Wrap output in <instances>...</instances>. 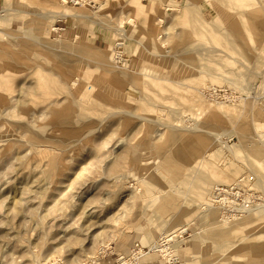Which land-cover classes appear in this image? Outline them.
<instances>
[{
    "label": "rangeland",
    "instance_id": "1",
    "mask_svg": "<svg viewBox=\"0 0 264 264\" xmlns=\"http://www.w3.org/2000/svg\"><path fill=\"white\" fill-rule=\"evenodd\" d=\"M67 1L0 0V264H81L104 244L126 254L178 229L190 234L180 264H264V219L232 232L197 195L228 171L225 185L245 179L264 204V0ZM210 88L239 99L217 103ZM197 91L236 113L213 117ZM162 157L176 168L169 187L153 178ZM172 217L175 229L140 240Z\"/></svg>",
    "mask_w": 264,
    "mask_h": 264
},
{
    "label": "bare ground",
    "instance_id": "2",
    "mask_svg": "<svg viewBox=\"0 0 264 264\" xmlns=\"http://www.w3.org/2000/svg\"><path fill=\"white\" fill-rule=\"evenodd\" d=\"M70 1V0H69ZM69 1H67V4L69 3ZM66 0H63V3H65ZM69 5V4H68ZM67 6V5H66ZM83 7V6H81ZM6 15V14H5ZM51 15V14H50ZM4 18V14L1 12L0 13V19L1 18ZM43 19H48L46 16H41ZM69 17H72V18H79V19H85V20H88V22H92L93 21V18L90 17V16H85V15H75V14H71ZM5 19V18H4ZM96 23V22H94ZM53 30H57V27H54ZM123 31V30H122ZM232 32V31H231ZM234 32V31H233ZM236 32V31H235ZM234 32V33H235ZM229 33V32H228ZM227 34V33H226ZM231 34L230 33V37H231ZM124 35H125V32H124ZM227 36V35H226ZM238 37V36H237ZM236 37V38H237ZM232 38V37H231ZM233 39V38H232ZM235 39V37H234ZM233 39V40H234ZM236 40V39H235ZM230 41V40H229ZM121 45V44H119ZM263 54V52H262ZM264 55V54H263ZM263 60V59H262ZM262 71V70H261ZM200 84V83H199ZM74 86V85H72ZM77 86V85H76ZM31 94H34L36 95L38 90L37 88H32V89H29L28 93ZM77 92V91H75ZM75 92L71 91L70 88L67 89V93L69 95H71L72 97V101L73 102H76L77 101V96L75 94ZM196 101L200 103V101L203 103V107L206 111H209L213 117L215 118H219V116H221L222 114H230V113H236V109H234L233 107H230V106H227V105H220L219 107H214V103L212 104H208V102L206 101H203V97L200 95V93L197 91V93L194 95ZM260 98L264 100V92H262L260 94ZM24 104V107H27L26 105V102L23 103ZM201 105V104H200ZM213 108H216L215 110ZM221 118V117H220ZM21 125H24L25 124L23 122H20ZM258 128L260 129V140L261 142L264 144V123L262 121H259L258 124H257ZM29 131L31 133H42L41 130H38V129H35L34 127H29V126H26ZM193 132V130H191ZM197 131V130H196ZM200 131V130H198ZM191 132V133H192ZM207 133V132H205ZM211 133V132H210ZM208 134V133H207ZM215 134V133H214ZM213 134V135H214ZM211 135V134H210ZM212 135V136H213ZM207 137V136H206ZM223 137H224V134H220V133H216L214 137H210L212 138V140H214L215 142H219L222 147L224 146L222 144V142L224 143L225 141L223 140ZM176 138H177V135L174 133H172V135L170 136V141H176ZM204 140H207L206 139H203V141L201 140V142L205 143ZM208 142V141H207ZM226 143V142H225ZM218 145V144H217ZM227 145V144H225ZM155 148H158L159 150H162V146L159 145V144H154ZM130 148V147H129ZM226 150H229V151H232V147L230 146H226L224 147ZM129 151V149H128ZM130 152H131V157L133 160L137 161V162H140V159L141 157L143 156L142 153H140V150L137 149L136 147H133L131 151H129V155H130ZM128 155V154H126ZM126 157V156H124ZM128 157V156H127ZM123 158V157H122ZM131 159V158H130ZM171 160V157H162V165H160L159 169H157V172L158 173L157 175H153L154 177V180H157L158 183L160 184H163V185H166L167 187H169L173 182H175L177 180V173H176V168L175 166L170 162ZM129 161V158L128 160ZM231 172H234V169H232ZM205 176V175H204ZM152 178V177H151ZM152 178V179H153ZM198 179V178H197ZM232 176L230 175V173L228 171H219V170H214L211 172V175L210 176H206L202 179H200V183L202 185V188H203V191L200 192L198 195L199 199L201 201H203V206L205 207L206 209V212L208 213L209 217L211 218V220L214 222V223H223L225 226H229L230 227V230L232 232H245L248 228H250V226L257 222L258 220L260 219H264V204L262 205L261 204H256V205H252L249 209L245 210L243 213L235 216L234 218L232 219H235L237 217L240 216V219H235V220H240V221H236V223L234 224H231L232 223V219H219L216 217V208L213 206V200L210 199L209 195V191H210V184H211V181H213L214 183H222V184H228L232 181ZM238 182H241L248 190L249 187L248 185L246 184L245 182V179H239L238 181L234 182V183H238ZM249 193V192H248ZM30 195V194H29ZM211 196V195H210ZM247 197L251 200L253 197V195L249 194L247 195ZM20 202V201H19ZM264 203V202H263ZM261 206V207H260ZM16 207V206H15ZM256 207V208H255ZM17 209L20 208L19 206L16 207ZM215 208V210H214ZM14 209V208H13ZM14 211V210H13ZM19 211V210H16L15 209V213ZM18 214V213H17ZM176 217H172L171 219H167V218H162L157 224H155L154 226L152 227H149V228H146V229H142V232H145L143 237L140 239L142 241H144L145 243L148 242L150 243V240L154 239V237H156L158 235L159 232H165L166 230H171V229H175L178 225H179V222H178V218ZM227 227V228H229ZM185 229V228H184ZM187 229V228H186ZM179 230V229H178ZM173 233V232H172ZM163 235V234H162ZM254 242V241H251V243ZM156 244V243H155ZM154 245V244H153ZM258 245V244H257ZM260 245V244H259ZM253 246V245H252ZM252 246H247L249 248L252 249V252L256 249H262L263 247L259 246V247H252ZM246 247V249H247ZM250 250V249H249ZM182 251H186V249H182ZM153 257L155 258H158L156 256H150V259H152ZM158 260V259H157ZM35 264H38L37 263V260H35Z\"/></svg>",
    "mask_w": 264,
    "mask_h": 264
},
{
    "label": "built area",
    "instance_id": "3",
    "mask_svg": "<svg viewBox=\"0 0 264 264\" xmlns=\"http://www.w3.org/2000/svg\"><path fill=\"white\" fill-rule=\"evenodd\" d=\"M95 0H70L73 6L92 7ZM57 32L58 29H57ZM206 95L217 103L236 102L239 97L228 93L223 88H210ZM249 190L241 183L217 186L212 191L213 204L218 209L222 219H232L243 213L253 205ZM190 234L188 230L179 229L174 233L164 234L153 246H143L134 243L128 253H116L111 243L104 244L95 255L87 257L81 264H156L150 256H156L163 264H180L181 260L176 252V246L183 244ZM47 264V263H45Z\"/></svg>",
    "mask_w": 264,
    "mask_h": 264
}]
</instances>
